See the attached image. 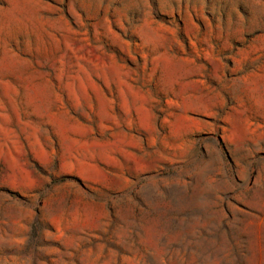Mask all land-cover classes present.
I'll list each match as a JSON object with an SVG mask.
<instances>
[{"label":"rangeland","instance_id":"374dc122","mask_svg":"<svg viewBox=\"0 0 264 264\" xmlns=\"http://www.w3.org/2000/svg\"><path fill=\"white\" fill-rule=\"evenodd\" d=\"M0 264H264V0H0Z\"/></svg>","mask_w":264,"mask_h":264}]
</instances>
